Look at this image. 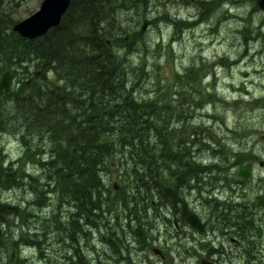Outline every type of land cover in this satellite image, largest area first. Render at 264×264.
I'll list each match as a JSON object with an SVG mask.
<instances>
[{"label":"trees","instance_id":"obj_1","mask_svg":"<svg viewBox=\"0 0 264 264\" xmlns=\"http://www.w3.org/2000/svg\"><path fill=\"white\" fill-rule=\"evenodd\" d=\"M163 1L167 0H71L60 24L34 40L15 33L17 22L0 11V79L10 71L13 82L12 91L0 96V137H17L27 149V159L36 158L34 165L39 166L36 176L17 169L18 163L8 162L0 147V187L10 190L28 184L39 207L46 208L48 199L55 200L59 208L68 206L71 213L64 223L65 233L68 229L69 235L73 227L77 246L83 234L90 236L85 228H100L104 212L110 214L111 222L116 219L114 209L118 206L128 219L129 234L136 236L140 245L144 238L146 244L145 209L152 183L157 190L164 183L196 191L212 217L217 213V219L235 225L249 213H233L232 205L237 206L230 199L219 201L214 185L224 182L222 188L229 193V186L232 193L234 185L256 180L260 195L254 204L264 208V178L228 174L246 162L250 169L259 166L263 161L260 156L236 151L230 141L223 142L231 145L223 144L208 135V143L206 137L194 143L184 122L189 120V111L178 115L181 121L175 124L167 92L156 89L149 97L137 93L149 76L143 57L147 47L138 52L140 62L128 71L124 55L134 52L137 41L133 39L139 33L128 41L130 30L124 21L132 17L138 26L153 14V7H159L156 2ZM202 5L201 15L206 13V19L211 3ZM158 14L169 19L175 29L186 22L169 17L166 11ZM194 76V68L188 70L186 77ZM175 79L178 94L185 83L180 75ZM181 101L189 106L185 98ZM234 130L230 131L235 135ZM199 133L209 134V129ZM204 154L208 158L199 159ZM111 166L123 178L122 193L108 188ZM19 212V206L0 201V248L4 245L3 228L14 216L19 217ZM67 241L70 243V235ZM19 260L22 264L25 259Z\"/></svg>","mask_w":264,"mask_h":264},{"label":"rangeland","instance_id":"obj_2","mask_svg":"<svg viewBox=\"0 0 264 264\" xmlns=\"http://www.w3.org/2000/svg\"><path fill=\"white\" fill-rule=\"evenodd\" d=\"M204 1L211 3V15L209 17L208 14L206 19V13L201 15ZM42 2L43 0H0V11L9 14L18 23L36 13ZM156 3L159 7H153V14L148 18L153 23L141 37L142 40L140 36L136 39L134 37L135 33L140 32L142 23L137 26L132 17H127L124 21V26H128L132 35L129 40L134 37L133 41H137L134 44V52L127 53L126 57L125 52L124 55L128 71H132L140 62L138 52L144 45L147 47V55L143 57L146 58V65L148 64L149 76L138 89V95L149 97L154 95L156 89L167 92V98H164L170 103L169 113L175 117V124L181 121L177 120L178 115L189 111V120L184 122L189 126L188 133L194 143L204 137L207 141L209 136L227 145L231 144L223 141H230L236 151L258 155L264 161V142L259 141L264 135V12L258 7L257 0H167L163 1L164 4ZM162 11H166L169 17L186 21L185 24L182 28L175 29L169 19L158 17V13ZM229 16L233 17L230 21ZM120 52L123 53L124 50ZM121 62L120 66H123L122 59ZM192 68L195 70V76L190 79L186 74ZM176 75L182 76L185 83L178 88V94L174 90ZM183 98L190 102L189 106H183ZM204 128L209 129V134L199 133ZM230 130L237 131V136ZM0 147L8 162L18 163L17 169L23 168L27 173L38 175L39 166L34 165L37 159H27V149L17 137L11 134L1 136ZM207 158V154L199 156V159ZM248 163L231 168L228 174L230 177L233 173L237 175ZM251 170L255 179L264 178V170L258 165H254ZM106 182L111 190L114 185L120 186L121 193L125 188L120 172L113 166L109 169ZM256 182L258 181L255 180L249 185H234L232 193L229 186V193L222 188L224 182L219 183L213 188L215 197L219 201L230 199L237 206L232 205L233 213H238L241 210L238 207L244 205L245 201L254 204V199L260 195V187ZM28 190V184L10 190L0 187L1 202L18 206L20 204L22 208L27 209L21 213H28V218H25L28 225L21 223L20 217L14 216L9 226L5 225L3 228L5 235L2 238L4 245L0 248V264H18L17 258H27L28 261L24 260L22 264L25 261L26 264H70V243L66 242L69 235L68 229L65 233L64 225L71 213L68 206L59 208L55 200L48 199L46 209L41 208L36 205V198ZM187 193L192 204L198 205L197 208L204 221L209 222V227L206 233L199 237L202 247L198 245L192 248L194 245L189 239L186 248L191 252L184 253V260L176 264H183L185 260L186 264H199V255L211 253L212 247H219L222 242L224 247L231 248V261L226 264H244L242 246L235 248L230 236L224 232L228 227L227 221L217 219V213H213L212 217L209 207L196 191L189 190ZM116 210L117 218L112 220V227L123 230L127 218L121 210L115 208L114 212ZM255 213L257 218L249 213L248 219L263 223L264 230V208H257ZM107 217L109 216L106 213L103 218ZM242 219L245 220L244 217ZM95 229L92 234L89 233V237L83 234L84 239L79 241L89 248L84 247V254L85 260L90 261V264H99V251L103 247V232ZM85 230L88 231L89 228ZM260 231L262 230L255 226L250 240L255 241ZM43 233H46L45 236ZM144 233L146 234V229ZM28 235L36 237L28 238ZM231 238L234 236L231 235ZM30 240L36 242L35 248H28L26 241ZM249 245H252L250 241ZM142 256L134 254L138 263Z\"/></svg>","mask_w":264,"mask_h":264},{"label":"flooded vegetation","instance_id":"obj_3","mask_svg":"<svg viewBox=\"0 0 264 264\" xmlns=\"http://www.w3.org/2000/svg\"><path fill=\"white\" fill-rule=\"evenodd\" d=\"M118 186L119 185H114L115 191H119L120 186ZM167 188L176 192L180 199L179 202H174L166 195L165 189ZM187 192L188 190L183 186L164 183L161 186V190H157L155 184L152 183L149 191L150 198L149 200H146L147 206L145 209L148 224L146 244L144 238H142V244H138L139 239L136 236L129 234L127 229L128 225L126 224L123 225V230L114 229L110 221V214H108L109 217L105 219L103 218L104 221L100 223L99 228L100 232H103V247L99 251V264H173V262L176 264L178 262L181 263V260H184V255L191 252V250L186 248V243L189 239L194 245L192 248H196L198 245L202 247L203 244H201L199 237L206 233L207 228L209 227V222L204 221L197 208L198 205L195 203L193 204L196 206L192 204ZM184 203L187 204L189 211L195 214L204 224L203 232H200L187 224L184 214ZM247 206L250 208L246 209ZM19 208V217L21 219L19 221L24 223V225H28V220L25 219L28 213H21V211L27 210L26 207L22 208L19 204ZM117 208L118 210H121L122 207L118 206ZM138 209L140 208L138 207ZM238 209H241L245 215L247 211L254 215L252 217L257 218V213H255L257 207L253 203L245 201L244 205L239 206ZM21 215H23V218ZM103 216H105V212ZM247 219L248 218L246 217L245 220H238L235 225L227 222L226 225L228 227L224 229V232L227 236H230L229 238L233 242L235 248L242 246V249L244 250V252H242V257L245 259L244 264H264L263 223L260 221L258 223H256V221L249 222ZM255 226L259 227L262 231L258 233L257 239L252 241L250 239ZM25 227L27 226H24V228ZM69 229L70 264H86L87 261L85 260L86 256L84 254V247L87 246L85 243L77 246L73 237V227L70 226ZM124 229L127 232L126 235ZM92 231H94V229L88 230L90 234H92ZM231 235L234 236V238H231ZM35 237L36 236L28 235V238ZM249 241L252 245H249ZM26 242L28 243V248L36 247V242L34 240ZM258 243H260L259 246ZM230 249L224 247V242H222L219 247H212L211 253L199 255L197 257L198 263L202 264L203 260H208L213 264H226L228 261H231L229 259ZM135 253L137 255H143L139 263L134 257ZM24 259L27 260V258ZM254 259H256V261H254ZM87 264H90V261H88ZM183 264H186V260Z\"/></svg>","mask_w":264,"mask_h":264},{"label":"water","instance_id":"obj_4","mask_svg":"<svg viewBox=\"0 0 264 264\" xmlns=\"http://www.w3.org/2000/svg\"><path fill=\"white\" fill-rule=\"evenodd\" d=\"M71 0H43L39 10L28 18L16 23L13 26V31L27 40H34L47 34L51 29L57 27L65 13L70 6ZM257 5L264 12V0H257ZM152 21L145 19L141 26L139 36H143L148 28L151 26ZM131 34L127 35L126 39L131 38ZM110 43V41H108ZM122 65V62L119 63ZM12 90V74L10 71H5L0 79V96L4 93H9ZM264 141V135L261 137ZM259 167H264V161L259 163ZM238 176L243 179H250L252 172L250 168H243L239 170ZM165 193L174 202H179L176 192L172 189H165ZM184 214L188 225L194 229L203 232L204 224L201 220L192 212L189 211L188 206L184 203ZM23 218V215H21ZM202 264H213L208 260H203Z\"/></svg>","mask_w":264,"mask_h":264},{"label":"bare ground","instance_id":"obj_5","mask_svg":"<svg viewBox=\"0 0 264 264\" xmlns=\"http://www.w3.org/2000/svg\"><path fill=\"white\" fill-rule=\"evenodd\" d=\"M232 18H233V17L229 16V17H228L229 21H230ZM200 23H203V21H200ZM164 167H165V166H164ZM165 168H166V167H165ZM167 168L169 169L170 167L167 166ZM167 168H166V169H167ZM244 218L246 219V216H245ZM247 221H249V222H253V221H251L250 219H247Z\"/></svg>","mask_w":264,"mask_h":264}]
</instances>
